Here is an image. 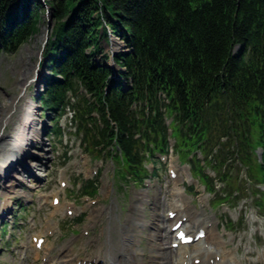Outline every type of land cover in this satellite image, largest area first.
Instances as JSON below:
<instances>
[{
	"label": "trees",
	"instance_id": "16d2710c",
	"mask_svg": "<svg viewBox=\"0 0 264 264\" xmlns=\"http://www.w3.org/2000/svg\"><path fill=\"white\" fill-rule=\"evenodd\" d=\"M48 9L39 101L56 120L76 98L86 152L115 158L142 184L172 145L219 204L249 181L247 199L264 218V0H0V54L37 32ZM109 31L128 48L112 57L115 80L94 60ZM47 134L59 140V124ZM97 185L82 183L81 194Z\"/></svg>",
	"mask_w": 264,
	"mask_h": 264
},
{
	"label": "rangeland",
	"instance_id": "374dc122",
	"mask_svg": "<svg viewBox=\"0 0 264 264\" xmlns=\"http://www.w3.org/2000/svg\"><path fill=\"white\" fill-rule=\"evenodd\" d=\"M42 18L38 31L15 51L0 54V121L4 116H13L16 111L21 110L22 114L32 110L35 117L32 128L35 133L31 134H38L37 141L26 147L27 153L36 154L35 157L23 159L27 166L33 167H29L31 173L21 174L19 164H15L7 176L0 179V185L15 182V192L4 195L0 191V264H46L56 259L67 261V264L73 261H77L76 264H92L91 261L94 262L98 257L102 262L107 256L105 252L113 248L111 245L120 244L117 233L123 228L129 229L135 237L137 260L145 264H160L158 252L169 249L172 241L170 237L169 243H159L168 231L162 217L171 207L168 202L173 199L174 187H179L186 195L191 210L200 213L196 217L202 219V226L209 227L211 225L208 224H212L216 227L225 241L224 247L232 251L240 264H264L261 258L264 253V219L262 212L247 199L249 181L242 182L243 190L236 185L239 192L230 199L231 203L219 204L220 199H214L213 192L207 194L197 179L191 178L190 166L182 163L171 147L156 177L150 176L148 172V185H142L126 176L123 166L115 158L84 150L82 133L78 132V120L72 107L78 103L76 98L71 97V104L67 106L65 114L53 120L51 113L41 106L38 97L43 80L49 74V68L44 65L45 59L41 55L42 43L45 31L50 30L54 23L50 9ZM97 42L99 50L94 58L97 63L110 65L111 52L128 50L124 40L118 36H110L108 40L101 35ZM112 67L115 75L110 77L115 80L118 77L117 68L114 65ZM33 72L37 73L36 79L26 84L33 78H29ZM26 77L28 80L25 82ZM21 104L23 106L20 109ZM92 114L95 115L94 112ZM55 123H60L64 130V136L59 140L47 134L50 125L53 127ZM10 125L8 123L5 132L11 131L13 123ZM259 152L255 151L256 159H261ZM147 166L152 168L151 163L146 165V170ZM172 167L177 172L175 178L169 175V168ZM206 169L210 180L218 183L214 171L210 167ZM38 172L42 173L40 178H36ZM240 176L246 177L243 171ZM20 177L21 183L20 179H16ZM61 178L66 183L64 187L60 185ZM95 179L98 183L96 194L90 199L83 197L80 186ZM191 183L196 188H189ZM222 188V183L215 185L220 198ZM142 191L147 192L146 199L140 198ZM21 192L27 197H23ZM53 196L59 197L62 205H53ZM20 204L23 206L20 207ZM68 210L72 213L68 214ZM76 217L82 222L76 224L73 221ZM206 220L211 222L205 224ZM32 235L47 236L42 249L34 248ZM194 247L190 245L187 249L191 252ZM45 257L47 261L44 263L42 259ZM171 258L172 264H175L176 253L172 252Z\"/></svg>",
	"mask_w": 264,
	"mask_h": 264
},
{
	"label": "bare ground",
	"instance_id": "6f19581e",
	"mask_svg": "<svg viewBox=\"0 0 264 264\" xmlns=\"http://www.w3.org/2000/svg\"><path fill=\"white\" fill-rule=\"evenodd\" d=\"M115 44L116 43H114V48H116ZM33 76H34V72L31 75V77H29V76L28 77L32 78ZM28 77H26L25 82L28 80ZM23 85H22V87H23ZM22 106H23V104H21L20 109L22 108ZM27 109H29L28 106H27ZM20 111L19 112L14 111L15 114L13 116L12 115H10L8 117L4 116L1 118V121H0V126H1L0 127V179L1 180H3L4 177L7 176V173L11 170V168L15 164H19V166H20L19 172H21V174L22 173L24 174L27 172L31 173V171L29 170V167L31 168L32 166L31 165L27 166L25 164V162L23 161V159L24 158L27 159L29 157L34 158L36 155V154L33 155V154L27 153L28 150L26 149L27 146H29L31 144L33 145L34 144L33 142L37 141V139H38V136H37L38 134L37 135L31 134V133H35V131L32 128L35 125V117H33L32 110H29L28 112L26 110L27 113L23 112L22 114L20 113ZM8 123H10L11 125L13 123V126L10 125L11 131L9 133L4 131V129L7 128ZM38 160H41V159L38 158ZM35 175H36V178H40L39 176H41L42 173L38 172ZM16 179H20V183L22 182L21 177L16 178ZM61 180H63V179H61ZM14 184H15V182L0 185V187H2V189H0L1 194L6 195L8 192H15L14 191V187H15ZM180 192H182V191L180 190L179 187H174L173 199L171 202H168L169 206H171V208L169 210H177L179 215L182 214V215L187 216L186 222L183 223L182 225L187 230H190V228H194L193 229V232H194L197 229V227H199L200 224H202V219H199L196 216H193L191 214L192 212L194 213L195 211L191 210L192 207L188 204L186 195L183 194V196H181ZM21 194L23 197H27L24 192H21ZM139 196H140V198L145 197V199H146V197H148L147 192H145V191L140 192ZM58 204L62 205V204H60V201L58 202ZM1 216H2V213H0V217ZM162 218H163L164 223H165L164 227L167 228L168 231L166 232V234H164L163 237H161L160 242H159L160 245L164 244V241H165V243H169L168 239L170 237L172 238V236L174 234V232H172L170 230V227L173 224V220L168 219L167 216H165V217L163 216ZM137 219H133V220L137 221ZM141 221H142V223H146L143 220H141ZM205 222H206L205 224H208L211 221L206 220ZM166 225H167V227H166ZM208 225H211V226L206 227V233H205L204 238L199 239L195 242V247H194L195 255H192V257L190 258L191 263H189V257L185 258V253H187L186 248L189 246V244L179 245L177 248H172L170 246L169 249H167V250L165 249L161 252H158L157 256L160 257L159 263L160 264H172V261H173L171 258L172 252L176 253L175 264H195V263H193V259L197 258V257L201 258L199 264H209L207 259L211 258L213 256V254L220 256V259L218 261H215L214 264H231V262L237 263L238 261L236 260L232 251L227 250L224 247L225 241L222 239V235L219 233V231H217L216 227L213 226L212 224H208ZM156 226H157V224H156ZM158 230H159V227L156 229L157 233L159 232ZM118 231H119L117 233L118 235L117 234L116 235L120 239V241H119L120 244H118V245L115 244L116 246L111 245L115 251L110 250V249H113V248H110L107 252H105V255H107V256H105V260L102 259V262H101V258L98 257V258H96V260L94 262L91 261V263L92 264H97V263L98 264L99 263L100 264H104V263H106V264H125V263H127V264H145L143 261L141 262V261L137 260L138 255H137L136 250L134 249L135 237L131 234L129 229L123 228V229H120ZM156 236H157V234H156ZM109 240H110V238H109ZM113 243H114V240H113ZM113 243L111 242V244H113ZM261 258L264 261V253L261 254ZM109 261H112V263H110ZM52 262H58V261L52 260ZM52 262H49V263H52ZM76 262L77 261H73V262H70L69 264H76ZM64 264H67V261H64ZM237 264H240V262H238Z\"/></svg>",
	"mask_w": 264,
	"mask_h": 264
},
{
	"label": "water",
	"instance_id": "95a60500",
	"mask_svg": "<svg viewBox=\"0 0 264 264\" xmlns=\"http://www.w3.org/2000/svg\"><path fill=\"white\" fill-rule=\"evenodd\" d=\"M46 12H47V11H46ZM47 39H48V34H47V30H46V31H45V37H44V40H43V43H42V48H43V46L45 45ZM114 74H115V73H114ZM29 82H30V80H28V81L26 82V84L29 83ZM26 84H25V85H26ZM24 88H25V86H24Z\"/></svg>",
	"mask_w": 264,
	"mask_h": 264
}]
</instances>
